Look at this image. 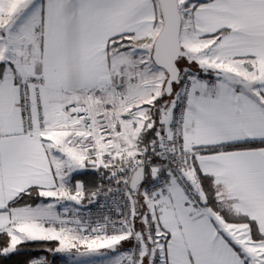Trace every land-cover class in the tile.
Instances as JSON below:
<instances>
[{
    "label": "snow or ice",
    "instance_id": "1",
    "mask_svg": "<svg viewBox=\"0 0 264 264\" xmlns=\"http://www.w3.org/2000/svg\"><path fill=\"white\" fill-rule=\"evenodd\" d=\"M57 256L264 264V0H0V264Z\"/></svg>",
    "mask_w": 264,
    "mask_h": 264
},
{
    "label": "built area",
    "instance_id": "2",
    "mask_svg": "<svg viewBox=\"0 0 264 264\" xmlns=\"http://www.w3.org/2000/svg\"><path fill=\"white\" fill-rule=\"evenodd\" d=\"M204 78H207V77H204ZM95 176V186H99L100 184H103L105 189H107L108 187H111L113 189L116 188V183L115 181H112L111 184H109V181H108V178H107V175H104V176H101L100 173H96L94 174ZM101 203H105L104 201V197H103V194L101 195ZM120 199V195L117 194L115 196H109L108 197V201L105 205V207L103 209H101L98 205L95 206V207H86L84 209H82L83 212L85 213H91L93 218H95L97 215H99L101 212L107 214L109 212H115V208H116V205L114 203H112L113 200H116V201H119ZM87 204V202H86Z\"/></svg>",
    "mask_w": 264,
    "mask_h": 264
},
{
    "label": "trees",
    "instance_id": "3",
    "mask_svg": "<svg viewBox=\"0 0 264 264\" xmlns=\"http://www.w3.org/2000/svg\"><path fill=\"white\" fill-rule=\"evenodd\" d=\"M85 179L87 180V181H89V183H88V187L91 189V188H93V187H95V176L94 175H90V176H88V177H85ZM86 203V202H85ZM41 254H43V253H41ZM49 259L51 260L52 259V257H51V255H49ZM56 264H60L59 263V258H58V256L56 257Z\"/></svg>",
    "mask_w": 264,
    "mask_h": 264
},
{
    "label": "rangeland",
    "instance_id": "4",
    "mask_svg": "<svg viewBox=\"0 0 264 264\" xmlns=\"http://www.w3.org/2000/svg\"><path fill=\"white\" fill-rule=\"evenodd\" d=\"M86 202H87V201H86ZM58 258H59V263L62 264L61 259H60V256H58Z\"/></svg>",
    "mask_w": 264,
    "mask_h": 264
}]
</instances>
